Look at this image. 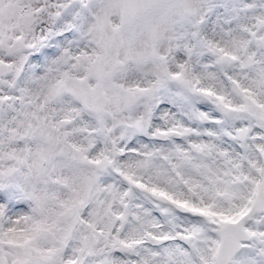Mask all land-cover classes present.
<instances>
[{
  "label": "snow or ice",
  "instance_id": "1",
  "mask_svg": "<svg viewBox=\"0 0 264 264\" xmlns=\"http://www.w3.org/2000/svg\"><path fill=\"white\" fill-rule=\"evenodd\" d=\"M0 264H264V0H0Z\"/></svg>",
  "mask_w": 264,
  "mask_h": 264
}]
</instances>
